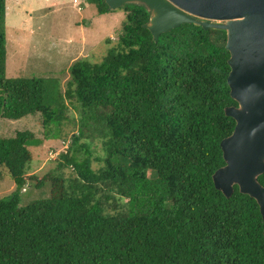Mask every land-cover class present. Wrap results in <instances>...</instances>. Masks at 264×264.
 <instances>
[{"label":"trees","instance_id":"trees-1","mask_svg":"<svg viewBox=\"0 0 264 264\" xmlns=\"http://www.w3.org/2000/svg\"><path fill=\"white\" fill-rule=\"evenodd\" d=\"M120 8L117 41L98 62L75 60L50 100L47 79L6 76L0 0V118L39 114L44 136L57 138L67 135L66 99L79 114L57 173H26L33 132L0 137V168L14 182L0 198V264H264L256 200L237 185L226 198L212 181L235 125L224 113L236 105L225 30L184 23L154 41L144 5ZM29 181L44 197L21 205Z\"/></svg>","mask_w":264,"mask_h":264},{"label":"rangeland","instance_id":"rangeland-1","mask_svg":"<svg viewBox=\"0 0 264 264\" xmlns=\"http://www.w3.org/2000/svg\"><path fill=\"white\" fill-rule=\"evenodd\" d=\"M14 1V2H13ZM8 0L5 14L6 33V76L43 77L50 84L48 99L64 93L69 80V67L81 58L98 62L111 43H115L121 30L124 10L120 7L98 14L93 5L83 0ZM22 4L14 8V3ZM13 4V5H10ZM109 39L110 43L107 42ZM68 116L62 126L66 137L46 138L39 114H28L19 119L0 118V137H11L17 131L29 130L40 140L29 147L32 160L26 173L38 177L46 173H57L59 154L67 149L70 134L76 132L78 112L69 100ZM97 154H102L100 143ZM93 167H97L95 163ZM72 175L71 168L64 169ZM34 182V180H32ZM21 189V205L28 204L41 196L31 181ZM14 182L0 168V198L10 194Z\"/></svg>","mask_w":264,"mask_h":264},{"label":"water","instance_id":"water-1","mask_svg":"<svg viewBox=\"0 0 264 264\" xmlns=\"http://www.w3.org/2000/svg\"><path fill=\"white\" fill-rule=\"evenodd\" d=\"M110 10L127 3L145 6L144 24L154 41L184 23L226 32L229 52L227 83L236 105L224 113L234 119L233 131L220 141L224 165L212 174L217 190L229 198L234 185L259 206L264 235V0H104Z\"/></svg>","mask_w":264,"mask_h":264},{"label":"crops","instance_id":"crops-1","mask_svg":"<svg viewBox=\"0 0 264 264\" xmlns=\"http://www.w3.org/2000/svg\"><path fill=\"white\" fill-rule=\"evenodd\" d=\"M10 1H13V0H9V2H10ZM44 1H45V0H44ZM47 1H48V0H47ZM73 1H74V0H73ZM13 2H14V1H13ZM76 2H77V0H76ZM7 3H8V0H6V9H7V6H8ZM10 5H13V4H10ZM21 5H22V4H19V3L15 2L14 5H13V7H14V8H19ZM6 62H7V60H6Z\"/></svg>","mask_w":264,"mask_h":264}]
</instances>
